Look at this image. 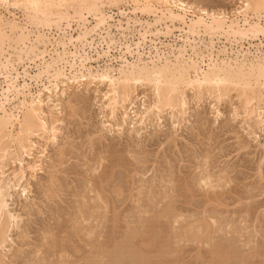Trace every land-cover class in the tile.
<instances>
[{"label": "rangeland", "instance_id": "374dc122", "mask_svg": "<svg viewBox=\"0 0 264 264\" xmlns=\"http://www.w3.org/2000/svg\"><path fill=\"white\" fill-rule=\"evenodd\" d=\"M183 1L197 14L199 9H204L210 14L225 13L230 18L241 19L244 9V0ZM112 6L102 7L113 17L111 24L121 19L125 26V16L149 20L139 11L134 13L132 4L126 0ZM14 13L17 22L27 28L26 33L30 32V38H35L38 28L26 25L22 13ZM69 15L75 17L69 20L71 28H67V35L77 37L79 17L72 9ZM0 16L13 18L5 9H0ZM83 16L82 19L88 20V27H93L94 18L85 12ZM137 29H141L139 25ZM55 30L54 27L51 33L55 34ZM111 32L117 41L122 38L115 28ZM44 33L49 35L47 30ZM182 35L176 29L170 40L162 35L160 39L164 43L176 39L177 45L188 41L208 62L209 37L190 36L188 39L193 43ZM98 36L95 33L88 36L92 47H85L86 62L69 55L67 60L70 64L74 62L72 67L69 62V66L62 62L64 76L61 74L55 80L43 69L40 72L42 66L25 62L31 67L26 66L28 75L24 77L22 65H16L23 76H19L16 90L39 95L48 129L31 136L34 146L30 155H24L22 163L11 156L0 159V180L12 187L10 210L20 217V228L11 233L14 242L8 247L10 251H6L5 263L264 264V132L261 131L264 101L260 120L250 121L236 91L219 100L214 94L202 95L190 90L184 114L175 109H155L158 117L151 115L143 121L135 113L152 106L155 98L149 86L138 85L132 94L134 106L127 104V124L121 130L118 125L125 110L119 106L116 116H111L109 82L94 79L90 74L101 73L109 67L116 70L125 60L149 62L153 55L149 57L147 53L153 36H148L150 39L146 40V49L140 50V56L134 52V45L132 56L123 54L120 48L110 49L104 55L102 51L107 45ZM262 37L248 41L256 45L261 40L264 44ZM218 38L213 39L216 50L226 46L231 57L232 51L236 52V43L231 41L234 43L231 44L224 36ZM188 43L186 56L192 55ZM247 43L244 41L245 51L249 48ZM157 44L161 48L159 41ZM72 47L68 45L69 52H75ZM6 51L5 55L12 53V49ZM151 51L154 54V49ZM6 74L0 75V90L7 88ZM35 74L41 76L39 80ZM82 75L85 77L79 79ZM3 95L0 109L3 106L8 112H15V94L3 92ZM206 172L215 182L211 187L200 182ZM23 187L27 188L26 193Z\"/></svg>", "mask_w": 264, "mask_h": 264}, {"label": "bare ground", "instance_id": "6f19581e", "mask_svg": "<svg viewBox=\"0 0 264 264\" xmlns=\"http://www.w3.org/2000/svg\"><path fill=\"white\" fill-rule=\"evenodd\" d=\"M121 1L124 0H0V9H5V11L13 17L9 20L0 16V75H3L4 72L9 74V76L8 74H6L7 76L5 77L3 76L7 88L2 87L0 90L2 94L1 92L0 94L3 95V92L13 93L15 94L14 97L17 99H13L14 101L16 100V104L14 105L15 112L13 110H9L10 112H8L3 106L0 109V159L2 161L11 156L15 161L17 160L22 163L24 155H30L34 146L30 139L31 136L41 131L45 132L48 129V124L45 119L46 115L42 106L43 100L39 98V95L30 94L29 91V94L20 93L16 90L15 84H18L16 82L19 76H22L21 73H19L20 71L18 72V67L16 65H22L24 77L28 75L25 70L26 66H29L27 65L28 63H34L37 67L42 66L40 72L43 69L47 75H51L50 79L55 80V78L57 79L59 76H64L61 71L65 68V65L61 68L60 64L66 62L69 66L70 62L67 60L69 55L74 56V58L78 57L79 59L77 60L83 61V63L86 62L84 60L88 58V55L85 47H92V42L88 43V36L92 33L98 34L102 41L106 43L107 49L102 51L104 55H108L109 50L113 48H120L121 51L123 50V54L129 53L133 55L131 50L134 45L136 49V51L134 49V52L140 56V50L144 51V49H146V40L150 39L148 36L156 38L161 47L159 48V46H157L158 41L156 42L155 39L151 37L147 54L148 56L150 55L149 57H151V55L153 56L150 58L149 62L148 60L143 61L140 59L131 63L125 60L116 70L109 67L106 71L104 70L101 73L97 71L96 73L90 74V77L94 79L100 78L101 80H108L110 87V91L108 92L111 94V116L113 118L116 116V111L119 106L125 110L122 112V118L118 125V128L121 130L124 128V124H127V117L129 114L127 113V106L133 105L132 94L138 85L142 87L144 85L145 87L149 86V88L153 90L152 95H154L155 98L152 106L149 105L145 107L140 114L135 113L134 116L140 115L143 121L151 115H155V109L160 111L164 108L175 109L184 114L188 105L187 92L190 90L198 94L204 92H207L210 96L214 94L219 100L226 98V96L228 97V93L234 90L244 105V114L246 118L250 121L255 118L260 120L261 105L264 101V49H262V45L264 44L260 40L259 44L252 45L248 39H259L260 36H263L262 38L264 39V23L262 22V18L264 19V0H244V9L242 12L240 11L241 19L230 18L225 15V13L216 14V12H214V14H210L204 9H199L200 13L197 14L192 10V7L183 0H126L127 3L132 4L134 13L139 11L140 14L149 18V20L142 21L137 17L131 18L125 16V13L119 10V13L124 15L127 19L125 21L126 27L123 26V20L121 19L117 20V24H111L109 21H111L113 17L102 10L104 5L118 6V3L120 4ZM10 9H13V11H10ZM70 9L74 10V15H78L79 17L77 21V37H74L72 34L67 35L66 32L67 28H71L69 21L72 17L69 15ZM15 11L22 13L26 25L30 24L38 28L34 36L35 38L32 37L34 40L30 38V32L26 33L27 28L22 27L17 22ZM84 12L86 15H90L94 18L95 24L93 27L89 28L90 26L88 27V24H86L88 20L82 19L84 18ZM193 15L195 17H193ZM86 17L87 16H85V18ZM75 19H77V16ZM64 21L67 22L65 26L63 24ZM176 24H178V26ZM136 25H139L141 29L136 30ZM160 26L162 29H158ZM54 27L56 29L54 31L55 34H52L51 32ZM112 28L118 30L121 35L122 38L119 41H117L116 37L112 34ZM39 29L42 30L39 31ZM176 29L179 33L185 34L187 39L190 38V36L194 37V35L199 36L200 34L209 37L210 44L207 47L205 45L206 52H208V54L206 53L209 59L208 62H206V59L205 61L203 60L205 55L200 56L201 52L199 53L197 51L198 49L193 46L194 44L191 45L186 39V44L184 43L182 45H177L176 39H172V41L167 40L169 43L167 41L166 43L161 41L160 35L169 39L173 37V32ZM46 30L49 32V35L48 33H44ZM104 33L105 37L103 36ZM135 33L137 34L136 40L134 38ZM50 34H52V38H50ZM99 36L98 38H100ZM129 36H132L133 39L129 40ZM221 36H224L230 43L231 41L236 43L237 49H234L236 52L232 51L231 48L233 57H230V54H228L230 51H228L226 46L216 50L213 39ZM179 38H181V36ZM74 41L79 42L80 46L75 45ZM244 41L249 43L247 51L243 49ZM191 42L194 43V41ZM101 43L102 42H100V46L102 45ZM187 43L191 48L192 55L189 53L186 56L185 53H188ZM68 45L73 46L75 52H69L70 49L68 50ZM118 45L119 47H117ZM250 47H254V52L251 51ZM6 49H12V53L5 55V53L9 51H6ZM151 49H154V54ZM215 50L217 51L216 58H214ZM166 54H171L172 58H169L171 55L167 56ZM47 56L49 60H46ZM193 57H196V59ZM71 64L70 68L72 67ZM79 64L81 63L79 62ZM81 65L80 67L83 69ZM10 67L12 69L8 70ZM79 70L81 72V69ZM115 71L118 72V74H115ZM12 72L14 73L12 74ZM45 73H41L40 75ZM36 74L35 77L39 80L38 77L41 76ZM83 77L85 76L82 75L79 79ZM19 95L23 97L20 99ZM21 177H24L23 174ZM211 177L212 176L206 172L200 179L201 184L211 187L214 182ZM225 182H227V180ZM11 188V185L5 182V180H0V264H6L5 259L8 256L6 251L8 247L11 246L10 243L14 242L11 237L13 229L20 228V217L11 212L12 210H10L9 206V199L12 197ZM23 188V193H26L27 188ZM79 212L81 214V211ZM84 220L86 221V219ZM93 230L94 229H92V233ZM131 238H129V240ZM48 245H50V243Z\"/></svg>", "mask_w": 264, "mask_h": 264}, {"label": "snow or ice", "instance_id": "6c2138e0", "mask_svg": "<svg viewBox=\"0 0 264 264\" xmlns=\"http://www.w3.org/2000/svg\"><path fill=\"white\" fill-rule=\"evenodd\" d=\"M261 131L264 132V124L261 125ZM20 264H24V262H20ZM27 264H40V262L37 261H28ZM63 264H72L70 261H65Z\"/></svg>", "mask_w": 264, "mask_h": 264}]
</instances>
